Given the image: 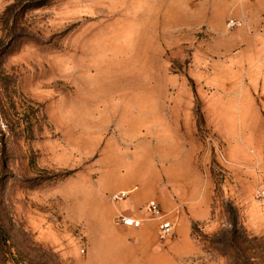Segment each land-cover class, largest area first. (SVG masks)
I'll use <instances>...</instances> for the list:
<instances>
[{"label":"rangeland","instance_id":"374dc122","mask_svg":"<svg viewBox=\"0 0 264 264\" xmlns=\"http://www.w3.org/2000/svg\"><path fill=\"white\" fill-rule=\"evenodd\" d=\"M206 2L0 0V264H111L125 238L109 205L179 198L168 169L186 166L184 200L210 202L187 264H231L233 217L264 238V112L211 73L235 52L238 0Z\"/></svg>","mask_w":264,"mask_h":264},{"label":"crops","instance_id":"0c3cea01","mask_svg":"<svg viewBox=\"0 0 264 264\" xmlns=\"http://www.w3.org/2000/svg\"><path fill=\"white\" fill-rule=\"evenodd\" d=\"M202 6L205 7L204 12H207L206 0ZM188 17L190 18V14ZM232 18L236 19L237 24L227 38L231 39L235 52L231 53L230 59V55L225 53L224 58L222 57L224 60L218 61L211 73L217 69L222 77L225 74L232 76V84L237 88L239 108L257 107L264 112V0H238V7L233 11ZM173 19L168 20L164 26L172 27ZM210 84L213 85L211 82ZM226 104L217 100L210 109V112L215 114L217 124H224V119L229 120L231 108L227 107L225 110ZM244 112L245 110H241L237 114L245 118L247 113ZM158 133L147 131L146 134L150 136H147L146 140L158 141ZM172 134L175 137V134ZM174 170L168 169V172L173 173L172 185L174 188L178 187L176 190L179 198L168 199L162 192L158 200H140L132 189H126L129 195L125 199L112 205L108 204L109 224H113L112 218L119 213L141 221L137 228L113 224V230L121 236V241L122 237L125 238V248L121 251L119 259H113L111 264H187V260L199 255L200 248L191 236V224L209 218L210 202L202 198L184 200L179 186L184 187L186 183L193 182L191 177L186 176L191 169L186 166L183 170ZM151 201L157 202L165 217L175 224L174 233L164 240L158 239L157 221L150 218L145 211L146 204ZM95 260L96 264L100 263L98 258Z\"/></svg>","mask_w":264,"mask_h":264},{"label":"trees","instance_id":"16d2710c","mask_svg":"<svg viewBox=\"0 0 264 264\" xmlns=\"http://www.w3.org/2000/svg\"><path fill=\"white\" fill-rule=\"evenodd\" d=\"M231 229L224 238L225 245L232 254L231 264H264V238H245L244 232L237 228L235 218H231ZM259 254H263L261 258Z\"/></svg>","mask_w":264,"mask_h":264},{"label":"built area","instance_id":"2783aa9c","mask_svg":"<svg viewBox=\"0 0 264 264\" xmlns=\"http://www.w3.org/2000/svg\"><path fill=\"white\" fill-rule=\"evenodd\" d=\"M237 24V22H236ZM235 25L232 24V21L228 23L227 26ZM261 184L258 186L256 190V197L257 198H264V174L261 177ZM121 196H125V193H121ZM145 211L150 216V218L157 221V234L159 239L164 240L167 237L171 236L175 230V224L171 222L169 219L165 217V215L160 210V205L156 202H149L145 206ZM116 222L122 226H129L137 228L140 226L141 221L131 218L125 215H119L116 218Z\"/></svg>","mask_w":264,"mask_h":264}]
</instances>
